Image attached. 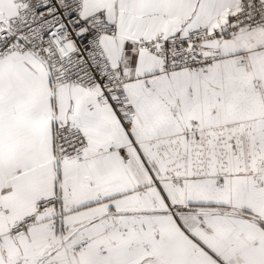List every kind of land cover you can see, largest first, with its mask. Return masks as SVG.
Returning a JSON list of instances; mask_svg holds the SVG:
<instances>
[{
  "label": "snow or ice",
  "instance_id": "1",
  "mask_svg": "<svg viewBox=\"0 0 264 264\" xmlns=\"http://www.w3.org/2000/svg\"><path fill=\"white\" fill-rule=\"evenodd\" d=\"M0 264H264V0H0Z\"/></svg>",
  "mask_w": 264,
  "mask_h": 264
}]
</instances>
